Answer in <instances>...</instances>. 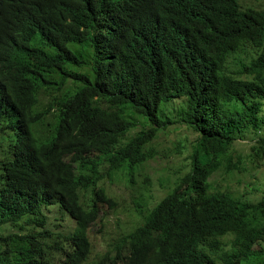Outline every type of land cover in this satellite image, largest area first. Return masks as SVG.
Masks as SVG:
<instances>
[{
	"label": "trees",
	"instance_id": "16d2710c",
	"mask_svg": "<svg viewBox=\"0 0 264 264\" xmlns=\"http://www.w3.org/2000/svg\"><path fill=\"white\" fill-rule=\"evenodd\" d=\"M247 45L257 57L228 71ZM86 46L90 72L82 71ZM53 87L60 94L36 112L39 93ZM180 98L183 122L199 135L189 171L114 254L91 261L89 229L101 203L115 205L96 186L91 156L131 172L153 159L145 147L172 124L160 104ZM263 103L264 10L240 0H0V133L14 136L11 158L0 162V227L48 207L75 224L51 243L48 232L0 235V264H264V195L250 203L209 192L234 143L263 132ZM130 114L144 120L137 132ZM259 139L253 150L264 158Z\"/></svg>",
	"mask_w": 264,
	"mask_h": 264
},
{
	"label": "rangeland",
	"instance_id": "374dc122",
	"mask_svg": "<svg viewBox=\"0 0 264 264\" xmlns=\"http://www.w3.org/2000/svg\"><path fill=\"white\" fill-rule=\"evenodd\" d=\"M240 2L245 8L264 10V0H240ZM76 45L74 43L70 47L75 50ZM80 48L87 59V65L82 68V71L90 72L91 48L88 46ZM257 55L256 48L249 45L244 46L229 58L228 71L234 73L240 70L243 64L249 63ZM65 89L73 90L72 83H69L64 91ZM59 94L57 87L40 92L39 104L35 107L36 112L47 109ZM160 105V117L170 120L172 124L159 131L153 141L146 146L147 148L145 147V149L154 152L153 159L140 163L131 172L128 165L111 170L103 157H97L96 154L91 156L99 163L98 172L95 177L93 176L97 179L96 186L106 190V193L115 201L113 206L109 203L100 204L99 219L89 229L88 235L92 244L89 258L91 261H97L109 251L114 254L116 247L124 242L128 233L145 221L152 207L173 189L191 167L190 158L197 151L199 135L183 122V116L188 106L187 99L180 98ZM55 114L56 111H53L49 116L51 125L54 124ZM261 115L264 117V107H261ZM127 116L136 123L135 132L139 131L144 120L135 114ZM54 133L55 129L51 131L48 138ZM131 133L129 132L126 138H130ZM259 138L264 140V129L260 135L248 132L245 134V138L234 143L225 157L226 160L210 176L211 188L209 192H229L233 197L250 203H257L262 199L264 195V158L256 157L253 150L254 146L259 145ZM13 142L12 134L0 133V162L11 158L10 149ZM262 145H264L263 142ZM232 163L238 165L239 168L227 170V165ZM79 171L91 175V167H84ZM2 174L0 167V179ZM88 200L87 196H82L84 203H87ZM42 219L43 224L36 222ZM74 226V221L68 215L57 207H48L42 211L41 217L1 226L0 235L24 237L33 231L48 232L46 241L51 243L58 240L62 234L70 233ZM233 239L232 236H229L224 239V242L230 245ZM16 241L19 243L18 240ZM121 248L125 253L126 248ZM242 258L245 261L248 260L247 251L242 254Z\"/></svg>",
	"mask_w": 264,
	"mask_h": 264
}]
</instances>
